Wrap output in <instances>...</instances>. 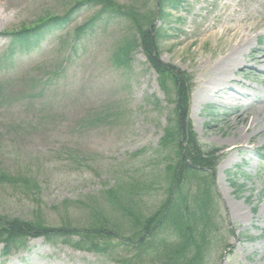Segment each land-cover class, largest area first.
I'll return each mask as SVG.
<instances>
[{
    "label": "rangeland",
    "instance_id": "1",
    "mask_svg": "<svg viewBox=\"0 0 264 264\" xmlns=\"http://www.w3.org/2000/svg\"><path fill=\"white\" fill-rule=\"evenodd\" d=\"M80 1L0 0V59L10 43L4 32L61 17ZM110 1L156 12L155 0ZM97 11L84 6L64 29L47 31L27 55L0 60V173L16 183L0 185V217L85 228L86 207H105L102 191L115 184L150 185L149 196L132 204L144 216L164 197V166L154 151L177 120L176 91L171 81L168 94L160 88L141 49L131 52L126 65L114 62L117 43L135 33L128 21L102 19L73 42L74 30ZM166 15L153 21L162 35L158 59L190 80L192 131L203 146L222 153L201 264H264V169L257 158L264 148V0H184ZM236 25L243 27L246 43L221 67L220 52L236 42L210 32ZM22 179L32 185H19ZM231 181L243 189L236 191ZM117 213L105 217L128 235L127 219ZM26 242L10 256L0 255V264H118L117 256L134 254L118 245L106 257L60 240Z\"/></svg>",
    "mask_w": 264,
    "mask_h": 264
},
{
    "label": "trees",
    "instance_id": "2",
    "mask_svg": "<svg viewBox=\"0 0 264 264\" xmlns=\"http://www.w3.org/2000/svg\"><path fill=\"white\" fill-rule=\"evenodd\" d=\"M183 2L184 0H159L160 20L165 21L166 11L177 10ZM86 5L98 7V11L74 30L73 42L81 40L102 19L128 21L135 33L117 43L112 53L114 62L118 66L126 65L131 61V52L141 49L150 67L160 78V88L168 94L167 82L171 81L176 91L177 120L164 129L158 148L154 151L164 166L160 174L165 184L164 197L154 212L144 216L132 204L137 205L145 196H149L150 185L143 182L122 186L115 184L102 191L105 207H99L95 203L87 204L90 220L85 228L66 225L46 227L37 221L0 217V243L4 244L2 254L6 256L13 249L25 247V239L28 237H42L47 243L60 240L63 245L75 250L106 257L118 249L117 245L126 250L131 249L134 254L130 258L116 255L115 261L118 264H201L205 236L212 227L211 172L215 171L222 155L220 149L203 146L192 131L188 120L190 80L183 77V74H175L173 69L158 59L156 41L162 35L159 34V29L153 27L157 13L134 4L118 6L110 0H83L75 3L61 17L47 16L29 28L4 32L1 36L9 37L10 43L0 60L8 61L13 54L31 52L38 47L47 31L63 28ZM258 158L264 163V148L258 150ZM10 181L0 173V185L4 182L15 183ZM230 184L236 191L243 189V185L236 186L233 181ZM19 185L29 187L32 184L27 179H22ZM77 204L86 206L82 202ZM117 212L121 214L122 220L127 219L126 225L130 228L128 235H124L120 223H111L105 217L108 213L112 216ZM166 235L173 237L175 243H170L165 238ZM113 240H116L115 244L112 243ZM144 259L150 262H144Z\"/></svg>",
    "mask_w": 264,
    "mask_h": 264
},
{
    "label": "bare ground",
    "instance_id": "3",
    "mask_svg": "<svg viewBox=\"0 0 264 264\" xmlns=\"http://www.w3.org/2000/svg\"><path fill=\"white\" fill-rule=\"evenodd\" d=\"M243 32H244V30H243V27L241 25L230 26V27L226 26L220 32H210L211 37L229 34L228 41H230V42L235 41L236 42L233 45V48H231L227 52L224 50H222L220 52V56H223V59L219 60V64L221 67L225 66L226 63L233 61L234 55L237 54L241 50L242 45L246 43V38L243 35ZM262 57H264V52H262ZM260 63H263V60H261ZM263 82H264V80H263ZM220 92H222V90H217L214 93L218 94ZM196 98L199 102L200 96L197 95Z\"/></svg>",
    "mask_w": 264,
    "mask_h": 264
}]
</instances>
